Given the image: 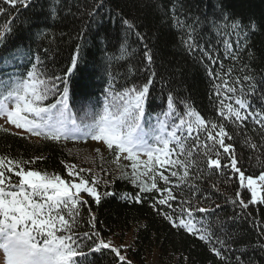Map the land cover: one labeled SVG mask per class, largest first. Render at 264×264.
Wrapping results in <instances>:
<instances>
[{"label":"snow or ice","instance_id":"1","mask_svg":"<svg viewBox=\"0 0 264 264\" xmlns=\"http://www.w3.org/2000/svg\"><path fill=\"white\" fill-rule=\"evenodd\" d=\"M34 2L40 12L32 18L24 34L13 29L18 16L0 25V48L7 50L6 55L0 56V118L4 120L0 129L7 131L4 125H13L30 136L55 142L88 137L106 145L116 162L123 154V159L131 162L126 166L131 172L120 171L113 180H127L138 189L123 198L137 204L151 201L149 206L173 228L209 244L215 257L232 264L231 257L224 253L232 251L231 244L235 241L216 236L210 221L204 219L206 214H214L205 206L214 201L200 185L212 175L224 176L226 181H238L239 188L231 201L234 206L243 211L249 204H264V198L257 200L258 189H264V170L255 178L246 175L240 166L242 157L237 156L234 144L227 142L244 135L245 145L258 150L257 144L247 136L248 123L264 138V74L257 79L242 59L246 52L253 59L249 41L264 29V22L255 19L245 22L228 10L226 0H215L210 14L205 11L199 15L186 11L183 0H168L163 8L155 5L177 33L175 46L201 66L208 78L209 101L215 115L206 118L193 106L190 97H181L170 87L176 73L170 62L163 61L161 36H150L149 32L140 31L147 25L121 16L124 35L116 47L118 54L109 59L126 61L128 39L134 35L142 45L138 64L129 66L123 75L109 72L102 90L103 99L94 105L82 103V115L78 116L70 103L73 95L77 102L87 101L93 95L90 89L96 86L91 76L77 78L79 62L84 59L81 44H76L70 65L60 74L49 72L47 67L48 61L55 62L57 55L51 48L52 41L44 49L48 60L36 55L27 64L21 61L27 47L25 41L46 39L48 33L42 28L51 27L48 20L74 17L71 6H65L61 0L60 6L52 4L45 12L47 0H0V15H10L4 4L27 8ZM103 7L100 0L88 15L95 19ZM61 11L65 12L64 17L60 16ZM100 39L108 37L104 35ZM158 59L162 61L159 65ZM225 61H231L227 68ZM21 68L24 70L20 71ZM158 79L161 93L167 89V95L153 125L145 117L151 90ZM228 125L234 133L228 131ZM141 156L147 159L142 160ZM38 159L43 157L24 160L0 156V264H95L92 257L97 253L103 255L105 250L114 254L118 264H124L127 257L121 254L120 246L102 238L96 216L85 198H91L99 206L102 195L114 193L98 192L99 181L95 177L90 181L84 175L90 169L65 164L68 177L65 178L29 167ZM104 183L107 186L109 182ZM211 187L218 191L216 183ZM245 188L251 193L248 202L241 191ZM220 207L215 205L216 209ZM219 230L227 235L223 226ZM257 232L264 237V228L258 227ZM258 246L264 249L260 240ZM246 255V251H241L235 256V264H252L250 258L247 261L242 258Z\"/></svg>","mask_w":264,"mask_h":264},{"label":"trees","instance_id":"2","mask_svg":"<svg viewBox=\"0 0 264 264\" xmlns=\"http://www.w3.org/2000/svg\"><path fill=\"white\" fill-rule=\"evenodd\" d=\"M99 2L100 0H63L65 6H71L75 16L56 20L49 19L48 24L51 27L42 28V31L48 33L47 38L44 40L35 38L31 42L25 41L27 47L23 50L21 61L27 64L28 59L34 60L36 55H40L42 60H48L44 56V49L48 48L49 41H52L51 48L57 55L55 62L48 61L47 67L49 72L55 71L56 74H60L70 65V57L76 50V44H81L84 59L79 62L77 78L91 76L96 85L90 89L93 95L89 100L77 102L76 95H73L70 101L73 112L78 116L82 115V103L94 105L97 100L103 99L102 90L109 72L123 75L129 66L138 64L142 45L137 43L134 35L128 39L130 47L126 61L109 59V57L118 54L116 47L124 35V26L121 23V16H123L135 23L147 25V27H141L140 31L149 32L150 36L155 34L161 36L159 46L163 50V61L170 62V68L176 73L170 87L181 97H190V102L201 115L212 118L215 114L213 104L209 101L208 78L201 66L194 63L179 47L175 46L177 33L168 26L163 11L158 10L155 6L158 4L163 8L168 4V0H103L104 7L93 19L88 13L92 12ZM183 2L185 10H191L196 15L205 11L210 14L212 6L215 4V0H183ZM52 4L60 6L61 0H47L44 11L47 12ZM226 4L230 12L239 15L245 22L249 19L264 22V0H226ZM3 7L10 10V15H0V25L9 21L11 17L18 16L13 22V29L18 34H24V29L40 12V8L35 2L27 8L19 4L15 7L4 4ZM117 13L121 15H117ZM60 16L64 17L65 12L61 11ZM104 35H107V40L100 39ZM249 44L254 57L250 60L246 52L242 54V59L244 63L250 65L259 79L261 74H264V29L252 36ZM6 53V49L0 48V56H4ZM85 60L87 63L84 62ZM161 62V60H157L158 65ZM224 63L227 68L231 61ZM120 64H124V67H119ZM133 75L136 74L133 73ZM74 92L78 93L79 90H74ZM151 93L152 98L149 101L147 113L157 112L159 114L161 112L160 105L166 104L167 89L161 93V83L158 79ZM252 129L253 125L248 123L247 136L257 144L258 150H252L245 145L244 135L236 136L233 141L227 142L233 143L237 156L242 157L240 166L245 170L246 175H259L261 170H264V138L259 131ZM228 131L234 133L231 125H228ZM0 156L24 160L43 157L29 167L48 173L61 174L65 178H68L65 164L73 165L75 163L74 156L60 141L31 140L26 135L10 129L7 131L0 129ZM111 164L106 163L104 169L102 166L100 173L91 170L90 173L85 172L84 175L90 181L93 177L99 181L98 192L103 194L108 191L113 192L114 195L107 197L102 195L99 206L91 198L87 196L85 198L90 202L96 216L97 229L103 239L106 241L114 239L121 242L124 241L126 235L131 238L130 243H127L121 250V254L127 257L124 264H127L128 261H131V264H145L152 254L156 255L162 264H227L226 261L218 259L210 252L209 244L189 235L182 229L173 228L162 216L157 215L149 206L151 201L140 204L126 201L123 197L126 194L135 193L138 189L127 180H113V177L118 176L123 170L115 168L114 164ZM105 181L109 182L107 186ZM212 183L217 184L218 191L211 187ZM200 186L211 194L212 201H214V203L205 205L214 214H206L204 219L210 221V227L216 236L235 241L234 244H231L232 251L225 252L224 255L230 256L232 264H235V256L240 255L241 251H246L247 255L242 257L245 261L250 258L252 264H264V249L258 246V240L264 243V237H260L257 232L258 227L264 228V204H249V207L243 211L239 206H234L231 201L235 199L239 184L238 181L235 183L226 181L224 176L212 175L206 178ZM241 191L243 199L248 202L251 198L250 190L245 188ZM261 196L264 198V189L261 190ZM216 204L221 207L216 209ZM84 219H87L86 209L84 210ZM221 226L227 230V235L219 230ZM82 230L88 229L83 228ZM215 246L220 247L219 244ZM92 259L95 264H118V260L114 259V254L107 250L103 255L95 254Z\"/></svg>","mask_w":264,"mask_h":264},{"label":"rangeland","instance_id":"3","mask_svg":"<svg viewBox=\"0 0 264 264\" xmlns=\"http://www.w3.org/2000/svg\"><path fill=\"white\" fill-rule=\"evenodd\" d=\"M11 71V70H9ZM150 119V122L155 125L156 121L155 118H148L147 120ZM4 120L0 118V124H3ZM6 129L13 130L18 133L25 134L29 139L31 140H40L42 138L39 137H33L30 136L28 133H24L23 130H18L16 129L13 125H4ZM147 127V125H145ZM63 145H65L70 152L75 158V163L78 168H83V169H90L95 173H100L105 167V164H114L115 168L117 167V163L119 164L120 170L126 171L128 173L131 172L130 167H126L129 165L131 162L126 161L123 159V154L119 162L115 161V157L112 152H110L109 149H107L106 145H104L102 142H97L93 141L91 138L88 137H82L77 140H61L60 141ZM99 150L98 152L96 150ZM141 159H147V157L141 156ZM109 161V162H107ZM111 162V163H110ZM111 164V165H112ZM251 175V174H248ZM254 178L258 175H252ZM257 184L259 185V181H257ZM261 190L258 189L259 195L257 197V200L261 199ZM115 246H120V250H123L127 243H130L131 238H129L127 235L124 238V241H117L114 239H110ZM145 264H162V262L158 259V257L154 254L150 255L149 258L146 260Z\"/></svg>","mask_w":264,"mask_h":264}]
</instances>
